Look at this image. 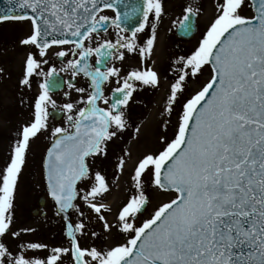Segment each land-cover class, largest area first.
<instances>
[{
	"label": "snow or ice",
	"instance_id": "snow-or-ice-1",
	"mask_svg": "<svg viewBox=\"0 0 264 264\" xmlns=\"http://www.w3.org/2000/svg\"><path fill=\"white\" fill-rule=\"evenodd\" d=\"M215 9L197 46L170 65L160 146L135 162L132 190L113 224L111 207L99 202L111 187L104 163L109 145L132 128L134 93L160 84L152 55L164 0H6L0 6V22L27 19L32 25L20 43L36 51L28 52L19 84L30 88L32 77L43 75L32 118L17 130L0 167V264H264V0H216ZM200 11L187 6L173 23L190 35ZM110 27L115 40L103 35ZM146 29L142 40L138 34ZM53 48L73 78L88 80L87 87L70 80L68 88L81 95L72 100L65 92L62 105L51 95L62 86L53 78L56 67L43 68ZM127 54L138 55L139 64H112ZM205 67L210 79L186 96L189 81ZM58 113L64 123L53 126ZM48 132L43 170L55 214L64 221L59 245L25 240L38 230L15 227L16 194L32 143ZM122 151L114 179L130 155ZM149 189L174 197L141 219L151 204ZM93 213L101 231H91L85 246ZM113 229L123 240L96 244Z\"/></svg>",
	"mask_w": 264,
	"mask_h": 264
},
{
	"label": "rangeland",
	"instance_id": "rangeland-1",
	"mask_svg": "<svg viewBox=\"0 0 264 264\" xmlns=\"http://www.w3.org/2000/svg\"><path fill=\"white\" fill-rule=\"evenodd\" d=\"M215 4L216 0H164L165 14L158 22L157 28H163V40L171 45L175 53L173 60L179 55L188 54L197 46L203 32L213 19L216 10ZM187 6L199 7L201 9L197 16L198 32L194 38L182 40L176 35L178 23L174 24L173 21H178V19L182 17L183 10ZM106 12L109 16L113 15L110 10H106ZM248 14L250 15L251 12ZM31 30L32 25L29 20L4 21L0 23V45L7 42L8 44H11V42L20 43L21 39H19V37L22 36L21 38L24 39L31 34ZM148 31L149 30L146 29L144 34H138L142 40L145 38ZM110 32L117 34L115 28H111ZM104 35H108V32ZM22 46L23 53L13 51L11 53L13 56L8 64L5 67H3V63L0 64V69H3V71L0 72V167H3L5 161L8 159L10 146L17 130L22 124L30 121L32 118V105L40 92V83L43 80V75H34L31 79L30 88L19 84L24 73V62L28 52L30 50L36 51L32 46ZM56 50V48H53L50 51V56L54 55ZM10 52L11 50L9 53ZM157 58L159 59L160 56L156 53L152 55V60L155 62ZM126 60V66L128 68L138 65L140 62L139 56L135 54H127ZM49 65L50 63L48 65H43L45 72L48 71ZM156 68L161 75L159 86L144 87L138 89L137 92L134 93L135 101L133 106L129 108L132 128L124 134L122 140L117 141L116 144L109 145L110 155L104 163L108 179H113L117 175L115 169L116 157L117 155L124 154L122 149L130 153V155L126 157L124 174L123 172L118 174L119 179H115L116 182H114L113 188L109 190V192H116L118 194L116 197L115 195L112 196L111 200L113 202L118 198L123 199L124 194H128L132 190L128 181L123 179H125L127 175L126 167L130 165V161L134 158V155L139 154V152L144 154L149 151H155L160 146L158 142L159 135L163 130L162 122L166 118L162 113L172 82V74L168 71L170 68V60L169 63L166 62L163 66ZM210 76L211 69L205 67L203 75H200L198 79L189 81L185 95H190L194 93V91L199 90L202 85L210 79ZM165 77L167 78L165 79ZM65 92H71L72 100H78L80 96L74 89L68 88L52 96L59 105H62L68 100V97L64 95ZM63 123L64 119L56 122L55 125H61ZM172 123H175V117H172ZM137 126L140 127V132L134 134V129ZM171 130L170 126L169 134H171ZM49 136L50 132L45 133L32 143V151L28 156L27 166L19 181L16 194L15 227H33L38 230L34 234L25 235L23 237L25 240H42L59 245L65 242L63 236L64 222L55 214V203L48 194L43 170V159L50 145ZM149 194L151 197V204L149 205L148 211L144 213L141 219L149 216L152 209L159 203L166 202L169 198L174 197V194L161 193L155 189H149ZM40 197L45 198L42 208H39ZM124 201L123 199V202ZM110 202H105L104 204L111 207ZM120 205L116 207L117 205L113 204L111 213L107 214V219L110 223H115L116 209H119ZM42 212H46V215H42ZM91 231H101L100 224L97 223L94 213L89 220V235L82 240L85 246L91 243ZM121 240H123V235L118 234L116 230L113 229L110 234L104 237L103 241L97 240L96 244L99 245L103 243L110 246Z\"/></svg>",
	"mask_w": 264,
	"mask_h": 264
},
{
	"label": "bare ground",
	"instance_id": "bare-ground-1",
	"mask_svg": "<svg viewBox=\"0 0 264 264\" xmlns=\"http://www.w3.org/2000/svg\"><path fill=\"white\" fill-rule=\"evenodd\" d=\"M157 30H158V39H157L153 54L156 53L157 55L160 56V58L156 59V62H155V65H154L155 68L163 66L166 62L169 63V60H170V65H171L172 64V60H173V56L175 54L173 48L171 47V45L166 43V41L163 40V37H162L163 28L162 27H158ZM21 37L22 36H20L19 39L22 40ZM10 50H11V52L9 53ZM13 51L14 52H18L19 51V52L23 53L22 44L21 43H16V42L15 43L11 42V44H8V42H7V43H3V44L0 45V64L3 63V67H5L8 64L9 60L13 56V54H11ZM151 117H152V112H151ZM141 155H142V152H139V154H135L134 158L131 159V161H130V165L126 167L127 175H126L125 179H123V180H127L128 184H130V185H131L130 177L133 174V169H134L135 162L137 161V159ZM123 174H124V171H123ZM109 182H110V185H111L110 189H112L113 186H114V182H116V180L114 178L113 179H109ZM114 195H115V197L118 196V194L116 192H108L107 194H105V197L103 199H101L99 202L105 203V202H110L111 201L110 202L111 207L113 206V204L117 205L116 207H118L123 202V199L125 201L127 200L129 193L128 194H124V198L123 199L122 198H120V199L118 198L117 200H115L113 202L111 200V198ZM117 210L118 209H116V214H117Z\"/></svg>",
	"mask_w": 264,
	"mask_h": 264
},
{
	"label": "flooded vegetation",
	"instance_id": "flooded-vegetation-1",
	"mask_svg": "<svg viewBox=\"0 0 264 264\" xmlns=\"http://www.w3.org/2000/svg\"><path fill=\"white\" fill-rule=\"evenodd\" d=\"M124 34L125 35H129L126 32H124ZM107 36H108V38H110L112 40H115L117 38V34L111 33L110 31H108V35ZM130 55H132V54H130ZM68 58L71 59L72 57L69 56ZM97 59L98 58L96 56H93L91 58V62L92 63H95V61ZM126 62H127L126 59H125V61H123V63H121L119 61H116V60H113L112 61V64H115L118 67H122L123 69H127L128 67L126 66ZM49 63H50V65H49L48 71L50 70L51 67L55 66L56 69H57L56 72L59 73L60 75H62L64 77V79H65V82H64V90L65 89H68V82H69V80H71L73 83H75L77 87H87V85H88L87 78H85L83 75H79V76H76V77L73 78V76H72V70L70 68H67L66 63L65 62H62L61 59L57 58L55 55H52L51 56V59L49 60ZM62 69H66V70H62ZM109 91H110V86H108V87L105 88V94H109ZM134 101H135V97H133V101L130 102V107L133 106ZM136 102H137V100H136ZM63 115L64 114L62 113V116L60 117L59 120H57L55 118H51L50 119V124L53 125V126H55V123L56 122L62 121Z\"/></svg>",
	"mask_w": 264,
	"mask_h": 264
},
{
	"label": "water",
	"instance_id": "water-1",
	"mask_svg": "<svg viewBox=\"0 0 264 264\" xmlns=\"http://www.w3.org/2000/svg\"><path fill=\"white\" fill-rule=\"evenodd\" d=\"M126 2L131 4V3H135L136 0H126ZM5 4H6V0H0V6H4ZM121 10H123V9L121 8ZM194 19H195V22H196V17H195ZM178 29H179V25H178ZM178 29H177V34H178L179 37H182V38H191V37H193V36L196 34V32H197V26H195L193 33L190 34V35H185L183 32H180ZM129 32H130V31H129ZM53 78H54V79H59V80L61 81V83L63 84L62 79L59 78L56 74H55V76H54ZM62 86H63V85H62ZM62 86H61L60 88H58V89H53L52 92H55V91L60 90V89L62 88ZM41 204H42V202H41Z\"/></svg>",
	"mask_w": 264,
	"mask_h": 264
}]
</instances>
